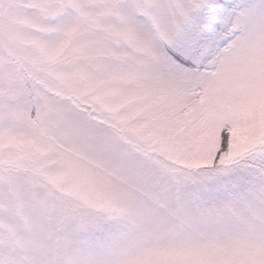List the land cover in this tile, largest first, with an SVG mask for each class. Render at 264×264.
Here are the masks:
<instances>
[{
    "label": "snow or ice",
    "instance_id": "snow-or-ice-1",
    "mask_svg": "<svg viewBox=\"0 0 264 264\" xmlns=\"http://www.w3.org/2000/svg\"><path fill=\"white\" fill-rule=\"evenodd\" d=\"M0 264H264V0H0Z\"/></svg>",
    "mask_w": 264,
    "mask_h": 264
}]
</instances>
